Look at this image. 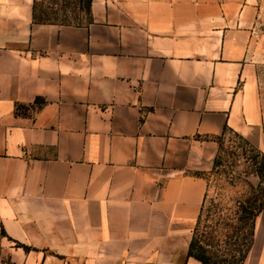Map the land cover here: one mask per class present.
I'll return each mask as SVG.
<instances>
[{"label": "crops", "instance_id": "0c3cea01", "mask_svg": "<svg viewBox=\"0 0 264 264\" xmlns=\"http://www.w3.org/2000/svg\"><path fill=\"white\" fill-rule=\"evenodd\" d=\"M34 4L0 0V264H203L215 138L264 152L261 1L93 0L82 25Z\"/></svg>", "mask_w": 264, "mask_h": 264}, {"label": "trees", "instance_id": "16d2710c", "mask_svg": "<svg viewBox=\"0 0 264 264\" xmlns=\"http://www.w3.org/2000/svg\"><path fill=\"white\" fill-rule=\"evenodd\" d=\"M92 4L93 0H88V8L86 10L80 7L89 21L92 19ZM43 15L44 17H40L38 2L35 0L34 20L37 23L85 24L80 22H61L57 18ZM229 130L233 131L226 127L224 133ZM235 133L253 153L251 158L254 164L251 173L257 178V183H249L253 190L252 193L257 195L254 197L248 196L246 199H235L233 214L226 216L217 212L220 207L216 200L210 198L208 182V190L193 231L188 254L189 257H193L203 264H243L254 241L256 219L264 210V200L260 197L261 194H264V152L241 134ZM221 164L222 159L218 152L213 170L217 169Z\"/></svg>", "mask_w": 264, "mask_h": 264}, {"label": "rangeland", "instance_id": "374dc122", "mask_svg": "<svg viewBox=\"0 0 264 264\" xmlns=\"http://www.w3.org/2000/svg\"><path fill=\"white\" fill-rule=\"evenodd\" d=\"M260 1L262 15L254 54L251 58L253 65L251 76L257 83L260 98L264 104V0ZM37 2L40 17H44L43 14H45L61 22L87 23L89 21L80 9V7L84 10L88 8V0H37ZM215 139L222 164L204 175L209 182L210 198L219 204L220 209L217 212L228 216L234 212L235 199H246L248 196L257 195L252 193L250 184L257 183V178L251 173L254 164L251 158L253 153L233 131L229 130ZM260 197L264 200V194Z\"/></svg>", "mask_w": 264, "mask_h": 264}]
</instances>
